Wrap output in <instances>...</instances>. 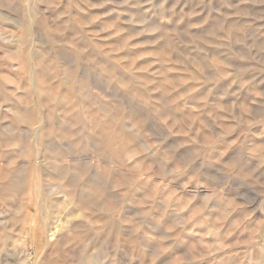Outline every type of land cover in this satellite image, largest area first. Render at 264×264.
<instances>
[{"label": "rangeland", "instance_id": "374dc122", "mask_svg": "<svg viewBox=\"0 0 264 264\" xmlns=\"http://www.w3.org/2000/svg\"><path fill=\"white\" fill-rule=\"evenodd\" d=\"M0 264H264V0H0Z\"/></svg>", "mask_w": 264, "mask_h": 264}]
</instances>
